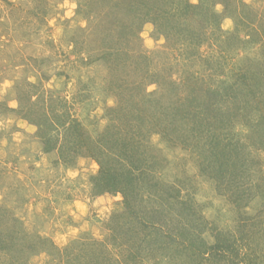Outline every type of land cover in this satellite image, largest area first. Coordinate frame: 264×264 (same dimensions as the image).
Returning a JSON list of instances; mask_svg holds the SVG:
<instances>
[{
  "label": "rangeland",
  "instance_id": "374dc122",
  "mask_svg": "<svg viewBox=\"0 0 264 264\" xmlns=\"http://www.w3.org/2000/svg\"><path fill=\"white\" fill-rule=\"evenodd\" d=\"M141 1L0 0V264H264V0Z\"/></svg>",
  "mask_w": 264,
  "mask_h": 264
},
{
  "label": "trees",
  "instance_id": "16d2710c",
  "mask_svg": "<svg viewBox=\"0 0 264 264\" xmlns=\"http://www.w3.org/2000/svg\"><path fill=\"white\" fill-rule=\"evenodd\" d=\"M144 1L145 0L141 1V3L143 5H144ZM145 3H146V1H145ZM153 5H154V3H153ZM187 7H189V8H191V7L193 8L194 7L199 12V10L202 9V4L191 6V4L188 3ZM142 9L143 10H141L142 12H141L140 15L143 18L148 17L155 27L157 26L159 29H161V27L163 26L162 21H163L164 18H166L167 11H165V10L163 11V9H162V12H161V9L158 10L156 7L154 8V6L152 8H150L151 9L150 12H149V8H148V10H147V8L146 9L142 8ZM153 11L155 13L154 15H156V16L151 14V12H153ZM175 11H177V10L175 9ZM212 13L213 12H211V14ZM204 14H206L204 17L208 20L209 17H210L209 12L207 13V11H206V13H204ZM171 17H172L171 22L173 24H176L177 20H176L175 14H173ZM185 19H186V17L183 18V21H185ZM143 21L144 20H142V22ZM167 21H168V19L165 20V22H167ZM127 27H128L127 28L128 32L129 31H133V28H130L129 25H127ZM139 29H140V27L136 28V30H134V31H136V33H138ZM177 32H179V36L180 35H182V36L184 35L183 39L179 40L183 44L185 43L184 40L187 43L186 35H191L192 37H190V38L194 37V35H193L194 32L191 31V30H188V25H185V23L181 25V28L178 29ZM116 33H117V35H119L118 32H116ZM120 36H121V34H120ZM114 47L115 46H113L111 49H113V50L115 49L114 52H117L116 54H120V51L117 49V47L116 48H114ZM114 52L110 51V56ZM141 92H142V88H141ZM142 97H143V95H141V98ZM30 100H31V97L28 99V101H30ZM34 102L35 101H32L31 103H34ZM30 113H31V110H27L26 116L27 115L28 116H27L26 119L29 122L32 120V118H30L31 117ZM42 113H43L44 117H42L41 119L34 120L33 122H34V124H36V126L38 128L37 129V131L39 133L38 136H39V138H41V141H42V143L44 145V149L46 151H50V150L54 149V146H56V140L53 138L54 136L52 134V130L55 127L57 128L58 125L56 123L47 122L48 120L45 117L47 115L46 112L43 110ZM38 120H40V122H36ZM129 141H130V139H128L125 142H123V145L121 146L123 148V150H122V148H121V150H118V151H121V152H120V154L118 152L119 155L116 158H112V156H115L116 154H113V149L114 148H112V146L108 145L109 141L107 142V145L99 144V146H94L92 144L91 145L89 144V146H88L89 156L95 157L96 161L98 162V164L100 166V173H99V175L97 177H95L97 182H98V180H100L99 183H96V185H97L96 188H98V189H100L102 191H105L107 189V191L110 190V191H114V192L115 191L116 192H120L125 198H128L130 188H134V186L132 187V184L138 178V175L135 174V172L136 171H141L142 168L138 165L137 159L133 160L132 165L130 164L131 160H128V159H127V164H126V162L122 163V165H120L119 167H116L117 164H114V163L112 165H110V164L113 161H116V159H118L117 160L118 162L121 161L120 159H121V157H123V153H126L125 151H126V149L128 147L130 148L128 150H131L132 148H134L135 152L137 151L138 148L137 147L135 148L136 143L131 141L132 143L130 144ZM134 150H133V152H134ZM124 165L125 166H129V167H124ZM140 176H141V174H140ZM125 205L129 206V202L127 201L125 203ZM142 225L145 226L147 224L145 223V221H143ZM144 238L145 237H143L142 240H144ZM154 240H152V242ZM3 241H6V240H3ZM2 242H0V243L5 245V243H2ZM13 242H14L13 243V246H14L13 248L16 251H21V249L23 247L24 248H32V247H34V245L32 243H29L28 245L27 244L23 245L21 242H18L16 240H14Z\"/></svg>",
  "mask_w": 264,
  "mask_h": 264
}]
</instances>
